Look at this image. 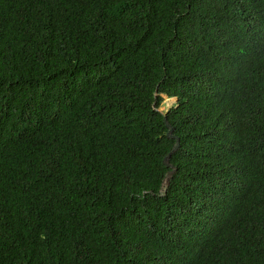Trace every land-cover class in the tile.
<instances>
[{
    "label": "trees",
    "instance_id": "trees-1",
    "mask_svg": "<svg viewBox=\"0 0 264 264\" xmlns=\"http://www.w3.org/2000/svg\"><path fill=\"white\" fill-rule=\"evenodd\" d=\"M0 264H264V0H0Z\"/></svg>",
    "mask_w": 264,
    "mask_h": 264
},
{
    "label": "water",
    "instance_id": "water-1",
    "mask_svg": "<svg viewBox=\"0 0 264 264\" xmlns=\"http://www.w3.org/2000/svg\"><path fill=\"white\" fill-rule=\"evenodd\" d=\"M164 121H165V124L169 127L168 128V131H167V135L170 136V137H174V135L172 134V126H170L167 121H166V117L164 116ZM178 148V137H176V143L175 145L173 146V148L171 149V151L168 153L167 156H169L173 151H175L176 149ZM167 157L164 158V162L165 164L168 166L170 165L167 161H166ZM172 170L171 171H168L166 173V176H165V182H168V179H169V176L171 174Z\"/></svg>",
    "mask_w": 264,
    "mask_h": 264
},
{
    "label": "rangeland",
    "instance_id": "rangeland-1",
    "mask_svg": "<svg viewBox=\"0 0 264 264\" xmlns=\"http://www.w3.org/2000/svg\"><path fill=\"white\" fill-rule=\"evenodd\" d=\"M162 103L161 105L159 106V110L161 111H166L170 106H172L175 102V98H171V97H167L165 95H162Z\"/></svg>",
    "mask_w": 264,
    "mask_h": 264
},
{
    "label": "clouds",
    "instance_id": "clouds-1",
    "mask_svg": "<svg viewBox=\"0 0 264 264\" xmlns=\"http://www.w3.org/2000/svg\"><path fill=\"white\" fill-rule=\"evenodd\" d=\"M166 96V95H165Z\"/></svg>",
    "mask_w": 264,
    "mask_h": 264
}]
</instances>
